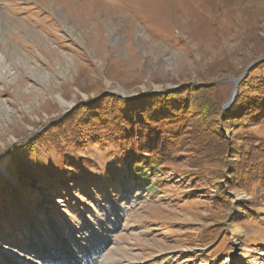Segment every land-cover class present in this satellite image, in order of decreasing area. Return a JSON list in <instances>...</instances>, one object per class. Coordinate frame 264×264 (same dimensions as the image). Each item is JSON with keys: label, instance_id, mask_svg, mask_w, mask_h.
<instances>
[{"label": "rangeland", "instance_id": "1", "mask_svg": "<svg viewBox=\"0 0 264 264\" xmlns=\"http://www.w3.org/2000/svg\"><path fill=\"white\" fill-rule=\"evenodd\" d=\"M262 62L264 0H0V264H264V177L229 176V161L264 149V122L212 135L198 110L206 97L216 117L264 77ZM188 88L177 116V103L136 101ZM112 95L131 124L150 117L148 138L168 151L152 191L132 174L144 154L61 136L83 107L110 111ZM163 110L179 122L158 129ZM195 137L228 151L214 158L212 143L205 158ZM24 167L41 184L23 186Z\"/></svg>", "mask_w": 264, "mask_h": 264}, {"label": "trees", "instance_id": "2", "mask_svg": "<svg viewBox=\"0 0 264 264\" xmlns=\"http://www.w3.org/2000/svg\"><path fill=\"white\" fill-rule=\"evenodd\" d=\"M260 64H258L256 68L261 67V69L264 71V62ZM256 78L257 79L254 82L253 87L249 86L248 87L249 89H246L241 92L238 91V93H235L232 102L226 109H221L220 106L217 107L216 117L215 115L213 117V114L209 113V111L213 108L210 101L206 97L202 98L203 102L199 107L200 109L198 110L200 111L201 117H203L207 122L206 124H209L208 123L209 121L214 126V128L213 127L210 128V132L212 133V135L216 133H218L221 136L225 135L223 129L222 131L221 130L218 131L215 129L216 125L220 126L221 123H228L230 126V123L237 124L239 121L245 120V118H249V117L257 119L258 123L264 122V77H260V78L256 77ZM193 92L194 89H189V88L182 91V96L184 95V97L186 98L184 100L182 99V97L179 98V95L181 94V91L179 89L170 92V94L168 95H166L163 92L161 93L144 92L139 96H137L138 99L136 101L139 100V97L140 98L142 97L143 99L150 98V100L160 99L161 102L164 103L167 102L166 104L170 102L177 103V108H176L177 110L172 108V112L171 111L168 112V114H170L169 116H173V114L177 116V114L183 110L184 105H189V100L192 98ZM114 97L115 99L117 98L116 96L113 95L109 98V100H111L110 104L112 105L111 110L104 113L102 116L98 115V113L97 115L94 114L92 116H89L88 111H86L87 108L83 107L85 109L84 111L77 112V114H79L78 115L79 118L75 120L76 124L78 125L76 129L68 127L65 131L62 132L61 136L64 137L63 138L64 140H68L69 141L68 144L72 145L73 147H76L77 144L81 142L85 144L87 142L93 141L94 143L98 142L101 143L102 145L111 142L116 144L117 146H121L120 148L121 152L124 154H128V152H131L132 154H136V155L144 154L142 156H146L145 158H142L141 160H135L134 163L132 164L133 167L132 174L134 176L133 177L134 181L138 182L139 180H141L142 184L146 183L150 187L151 185L148 182L150 180V173L153 170L161 167L163 162L169 158L168 151L158 142L152 141V138H148L150 137V134L147 133L146 129L148 124L152 123L151 122L152 119H150V117L148 116H144L143 118L145 121L144 127H141L140 124L139 125L131 124L130 121L126 119V117L119 115V112L116 110V107H113V105L116 104L115 102L116 100L114 99ZM117 99H119L118 101L119 104L120 102L127 104L128 100L126 101L125 99H120V98ZM102 109H98V110L103 112ZM163 112L164 110L160 113V116L157 117L155 120V126L158 127V129L160 128L161 123L172 125L173 122L175 123L179 122L178 118L176 121H173L172 119L168 118L167 114ZM187 113L185 114L186 116L188 115ZM145 117L147 121L145 120ZM157 122H159V124H157ZM187 126L189 127V125ZM68 134H72V135H68ZM193 140H194L193 149L200 151L204 155V157L205 158L208 157V159L213 157L214 158L223 157L227 153L229 148L228 144H226L225 141L223 142L222 140L221 143L220 140L217 142L216 141L211 142L210 139H207L206 137H195ZM212 143H213L212 150L214 152L215 151L219 152V154L217 155H211L213 157H211L209 153L204 152V149L209 148L208 146ZM35 144L37 143L35 142ZM53 145H55L59 154L63 152V148L57 146L56 144ZM23 146H25V144ZM253 146L256 149V151H254L255 153L253 152L251 153V149H249L247 152H245L246 153L245 155H242V158L239 156L241 159L240 162L229 161L232 165L236 163L235 167L229 171L230 178L234 179L236 184L239 183V179L237 178V175L240 173L241 170H243V168L246 169L244 172H247L245 175L247 177L254 176L255 179H256V175L259 177H264L262 175L264 173L263 170L264 157L261 155L263 154L264 149L258 148V145L256 144H254ZM39 147H40L39 145H36V147L34 146L31 147V151H32L31 155H33L31 157H34V155L36 156V154H38ZM24 171L20 172L19 174V176L22 178L24 173L25 178L23 179L24 180L23 186H28V183L30 185L31 181L35 180L34 178H37V183L41 184L39 182L38 175H34L35 173H32L26 167H24ZM46 173L49 174L48 171ZM0 179L2 180L4 179L3 182H5V178H2V176H0ZM1 186H2V181H1ZM11 187L15 189L14 192L11 189V193H12L11 196L13 197V194L19 196V191H21L22 187L19 186L18 189H16L13 186ZM230 188L231 187H229V189ZM153 189L154 187L151 186L150 191H152ZM221 193H222L221 197H224V200H226L225 198L226 196H224V189L221 191ZM9 200L10 199H8V201ZM3 212L4 211H1L0 215H2ZM224 230L222 232H224ZM2 235H5V233H2ZM219 236L220 238H222L220 234L215 235L214 238H217Z\"/></svg>", "mask_w": 264, "mask_h": 264}, {"label": "bare ground", "instance_id": "3", "mask_svg": "<svg viewBox=\"0 0 264 264\" xmlns=\"http://www.w3.org/2000/svg\"><path fill=\"white\" fill-rule=\"evenodd\" d=\"M52 264H56V263H52ZM69 264H93V263L90 260H86L85 257L77 258L72 256Z\"/></svg>", "mask_w": 264, "mask_h": 264}, {"label": "water", "instance_id": "4", "mask_svg": "<svg viewBox=\"0 0 264 264\" xmlns=\"http://www.w3.org/2000/svg\"><path fill=\"white\" fill-rule=\"evenodd\" d=\"M234 95H235V88L232 90V93H231V99H232V100H233V98H234ZM232 100H231V101H232ZM231 101H230V102H231Z\"/></svg>", "mask_w": 264, "mask_h": 264}]
</instances>
